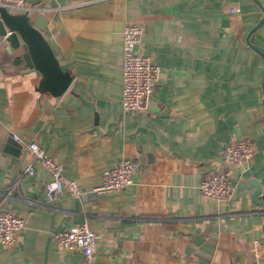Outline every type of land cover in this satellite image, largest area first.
<instances>
[{"label":"crops","instance_id":"obj_1","mask_svg":"<svg viewBox=\"0 0 264 264\" xmlns=\"http://www.w3.org/2000/svg\"><path fill=\"white\" fill-rule=\"evenodd\" d=\"M29 2L46 9L43 35L71 80L60 95L40 91L22 48L0 36V211L24 217L14 244L0 243V264H82L79 249L53 241L81 223L97 235L96 264H264V57L249 45L264 54V0ZM129 22L161 68L145 111L132 114L119 99ZM12 134L35 141L81 194L48 202L51 174L36 162L22 174L32 158ZM239 137L256 151L244 168L228 163L235 177L222 150ZM124 157L140 163L133 183L95 192ZM213 169L232 182L223 201L199 189Z\"/></svg>","mask_w":264,"mask_h":264},{"label":"built area","instance_id":"obj_2","mask_svg":"<svg viewBox=\"0 0 264 264\" xmlns=\"http://www.w3.org/2000/svg\"><path fill=\"white\" fill-rule=\"evenodd\" d=\"M0 6L14 13L44 14L45 8L30 4L29 0H0ZM230 11H233L231 8ZM143 27L136 22L126 23L122 29V54L120 58L121 89L119 99L123 113H142L161 74L159 65L139 52ZM12 139L20 150L31 156L22 170V174L34 173L33 163H39L51 174L44 182L43 190L48 202L67 193L78 197L82 189L75 179L64 176L62 167L32 140H24L16 134ZM256 147L248 137H239L227 143L222 150V159L244 168L254 157ZM140 169V163L132 157L118 160L112 167L102 171L101 182L94 187L97 193L120 191L133 183L134 176ZM201 195L212 201H223L232 192V182L226 172L213 169L199 183ZM24 225V217L18 213L0 211V243L6 246L14 244L17 232ZM96 233L86 224H74L53 235L55 245L60 249H79L82 264H96Z\"/></svg>","mask_w":264,"mask_h":264},{"label":"water","instance_id":"obj_3","mask_svg":"<svg viewBox=\"0 0 264 264\" xmlns=\"http://www.w3.org/2000/svg\"><path fill=\"white\" fill-rule=\"evenodd\" d=\"M46 23L47 19L42 14H37L31 18L26 13L10 12L0 6V36L2 41L7 45L9 51H15L21 47L24 65L28 70L35 71L40 75L39 90L57 96L67 87L71 75L69 71L60 67L43 35ZM249 45L264 57L260 50L250 43ZM222 163L230 168L236 177V169L224 160ZM254 188L252 195L257 196L260 189L256 184H254ZM262 199L263 197L259 199L253 197L254 202L259 205L262 203Z\"/></svg>","mask_w":264,"mask_h":264}]
</instances>
